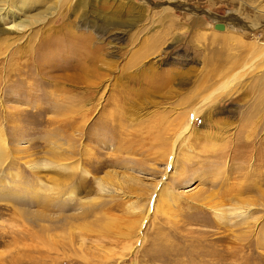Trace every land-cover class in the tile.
I'll list each match as a JSON object with an SVG mask.
<instances>
[{
    "label": "rangeland",
    "instance_id": "1",
    "mask_svg": "<svg viewBox=\"0 0 264 264\" xmlns=\"http://www.w3.org/2000/svg\"><path fill=\"white\" fill-rule=\"evenodd\" d=\"M262 111L264 0H0V264H264Z\"/></svg>",
    "mask_w": 264,
    "mask_h": 264
},
{
    "label": "bare ground",
    "instance_id": "2",
    "mask_svg": "<svg viewBox=\"0 0 264 264\" xmlns=\"http://www.w3.org/2000/svg\"><path fill=\"white\" fill-rule=\"evenodd\" d=\"M9 28H12V26H10V27H7V29H9ZM151 42V41H150ZM150 42H148V43H150ZM152 43V42H151ZM150 43V44H151ZM149 44V45H150ZM155 44V43H154ZM147 46V45H146ZM148 47H150V46H148ZM155 47V46H154ZM150 50V49H149ZM153 50V49H152ZM144 53V52H143ZM136 58H138L137 56H136ZM227 86H222V88H218V90L220 91V93H223L224 92V90H225V88H226ZM215 97H217V95H215ZM214 97V98H215ZM209 98H212V96H210V97H205L204 98V102L203 103H205L206 101H208L209 100ZM213 98V99H214ZM215 100V99H214ZM262 112H264V111H262ZM255 113V112H254ZM199 114V110L197 111V110H194V109H191L190 111H189V114H187L185 117L184 116H182L183 118H180L181 120L180 121H177V122H175L176 123V128L179 130V129H181L180 130V132L178 133V135H177V137L175 136L174 138H173V140L171 139V141H169V139H167V138H162V136L160 135L159 137H157L158 139V145H161L162 147H160V152H158L157 154H161L162 156H169V158L168 159H170V162L169 163H171V161H173V159L174 158H176V157H174V155H176V149H175V147H176V142H177V140L178 139H180L181 137H182V135H184V133L186 134V132H189L191 129H192V125H193V119L197 116ZM264 114V113H263ZM262 117V116H261ZM164 123V122H163ZM167 124V123H166ZM170 127H173V130H174V126H172V124H170ZM164 128H166V127H164ZM167 128H169V127H167ZM167 131V130H166ZM170 132V131H169ZM173 133H174V131H173ZM250 133V132H249ZM169 134H171V133H169ZM163 135H165V134H163ZM165 137H166V135H165ZM169 137V136H168ZM128 148V147H127ZM133 149V148H132ZM157 151H158V149H157ZM156 151V152H157ZM214 152H216V150H213ZM168 163V165H170ZM172 164V163H171ZM87 174V173H86Z\"/></svg>",
    "mask_w": 264,
    "mask_h": 264
}]
</instances>
